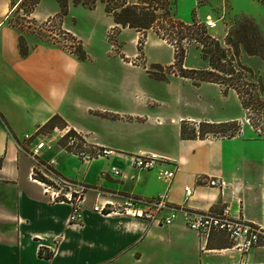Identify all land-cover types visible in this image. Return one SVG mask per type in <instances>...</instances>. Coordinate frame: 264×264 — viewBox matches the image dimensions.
<instances>
[{"label":"crops","instance_id":"1","mask_svg":"<svg viewBox=\"0 0 264 264\" xmlns=\"http://www.w3.org/2000/svg\"><path fill=\"white\" fill-rule=\"evenodd\" d=\"M225 3L230 4L232 12L251 17L260 9L256 0H205L204 5ZM246 5H254V10ZM10 7L11 0H0V114L4 119L0 118V264H264V259L253 260L257 250L264 253V249L239 252L222 232L214 231L201 238L184 225L179 215L167 226L130 216L101 215L92 210L97 197L90 189L83 194L81 223L69 221V204L52 201L46 186L33 175L35 169L46 170L42 162L57 173L50 172V178L63 177L108 193L149 199L164 190L165 183L155 170L131 167L128 155L154 151L176 166L167 196L170 204L213 213L228 205L232 215L264 225V168L247 163L250 158L264 155L259 150L247 151L252 143H264V139L241 135L183 139L181 118L173 120L160 113L116 112L97 104V88L76 85L82 79L79 69L84 62L74 53L38 38L61 51L60 60L52 66L50 53L41 50L45 46L37 45V37L29 34H23L26 52L20 53L18 38L22 33L7 19ZM207 16L210 14L205 13L203 19ZM107 22L109 28L112 18ZM68 57H72L70 72ZM106 94L108 98L112 96L111 92ZM141 95L134 96L144 107ZM69 109L90 119H101L98 116L105 113L109 119L152 124L163 134L168 132L155 143V139L151 143H125L106 135L104 128L98 133L93 124L73 120L67 113ZM54 114L64 119L65 130L73 129L87 141L112 148L115 153L85 163L54 141L42 153L41 163L35 162L20 149L19 140L25 143L22 136L27 132L44 139L49 132H42L40 126ZM107 118L104 120L108 122ZM232 118L212 116L202 121L225 122ZM25 144L32 145L30 141ZM50 159L53 161L48 164ZM111 166L120 173L113 174ZM205 175L222 178L226 183L223 192L197 181ZM185 186L192 189L191 195L185 196ZM87 196L91 203L86 202ZM40 247L43 254L51 251V257L39 256Z\"/></svg>","mask_w":264,"mask_h":264},{"label":"rangeland","instance_id":"2","mask_svg":"<svg viewBox=\"0 0 264 264\" xmlns=\"http://www.w3.org/2000/svg\"><path fill=\"white\" fill-rule=\"evenodd\" d=\"M33 1L12 0L8 21L18 27L22 36L29 34L31 37H37L36 44L45 46L41 49L42 52L50 53L52 66L61 58V51L53 44L76 56L79 52L86 55V59H80L84 62L79 69L82 79L77 81L76 85L83 88H97L96 90L100 91L97 104L116 109V112L125 110L145 112L147 115L160 113L173 120L185 119L186 128L194 127L196 133H198V123L205 117H234L231 120H235V126L225 132H221V128H214L215 131L204 133L203 138H221L225 137L223 135L235 134L264 139V61L258 55L245 53L240 45L238 53L233 55L232 52L235 50L225 43L229 31L231 38L235 40L231 30L243 18L251 20L258 27L264 40V0H256L260 9L255 17L232 12L228 3L205 6V0H156L161 8L162 6L165 9L169 8L176 18L184 22L191 21L192 18L202 20L205 13L210 14L215 20V26L206 27V31L226 50V60L234 59L231 67L234 71L231 74L209 67L207 61L202 58L201 44L185 36L180 39L175 32L172 33V42H170L156 36L152 29L138 31L114 23L107 28V20L111 18L104 12L100 0H96L91 9L86 5L67 0L65 15L59 13L56 0H38L34 5ZM247 7L254 10V5ZM45 16L47 17L43 19ZM180 30L186 32L184 28ZM38 38L49 40L53 44ZM181 48L183 68L198 72L213 71L222 83L212 84L202 81L195 85L191 79L179 76L178 65L169 67V64L173 63L175 51L180 53ZM117 57L132 68L120 63ZM152 64H159L162 68L154 69L151 67ZM71 70L72 57H68V72ZM150 71L162 72L164 78L156 79ZM187 72L197 74L193 71ZM232 85L238 86L241 90L240 95L250 102L247 108L241 106ZM107 91L112 93L110 98L107 97ZM135 93H142V100L146 106L143 107L138 99H135ZM85 94L91 93L84 92ZM67 113L77 122L93 124L98 133L103 132L104 128L106 135L125 143H151L154 139L155 143L168 132L163 134L152 124L109 119L105 113L98 116L101 119H90L88 115L82 112L76 113L72 109ZM106 118L108 122L104 120ZM53 134L57 136L56 132ZM24 141L29 143L28 140ZM25 143L19 140L18 145L27 154L28 147ZM257 150L264 153V143H252L247 148L251 153ZM247 163L249 166L258 165L264 168V155L259 159L250 158ZM37 166L40 167L39 164ZM42 170L43 172L35 169L36 173L33 171V175L43 176L45 181L42 183L45 186L54 185V181H58L56 176L50 178L52 172L50 169V171L43 168ZM91 201L90 196H87L86 202L91 203ZM226 243L231 246L228 240ZM261 259H264V253L257 250L253 260Z\"/></svg>","mask_w":264,"mask_h":264},{"label":"built area","instance_id":"3","mask_svg":"<svg viewBox=\"0 0 264 264\" xmlns=\"http://www.w3.org/2000/svg\"><path fill=\"white\" fill-rule=\"evenodd\" d=\"M205 27L215 26V20L207 16L205 19L197 20ZM54 132L57 136H53ZM35 134V133H34ZM24 133L23 139L31 142L27 155L37 163H41L43 149H49L51 142H58L65 137V143L59 144L60 148L71 153L82 162L88 163L94 158L107 157L115 153L109 147L99 146L87 141L79 132L71 135L64 127H54L44 139L36 138L37 134ZM80 137L82 142L78 145ZM129 165L142 170H155L156 175L165 183V188L156 196L149 199H142L132 195L108 193L94 186L88 187L82 183L67 178L57 177L54 185L46 186L49 197L52 201L66 202L70 206L68 219L72 223L80 224L83 218L82 202L84 191L90 189L96 193V201L92 210L101 215H122L133 218H141L150 223L158 225H170L179 215L184 225L194 231L199 237L206 238L211 232H222L231 242L232 247L239 252H247L249 249L260 247L264 249V225L244 220L242 217L232 215L229 206H224L220 212L191 210L184 205H172L168 202L167 196L172 181L175 177L176 166L170 165L168 159L154 151L136 152L128 155ZM53 160L50 159V164ZM46 171H50L46 163H41ZM113 174H119V169L110 167ZM52 173V172H51ZM57 180V179H56ZM197 181L210 187H216L220 193L223 192L225 181L217 176H200ZM185 196L192 193L189 186L184 187Z\"/></svg>","mask_w":264,"mask_h":264},{"label":"trees","instance_id":"4","mask_svg":"<svg viewBox=\"0 0 264 264\" xmlns=\"http://www.w3.org/2000/svg\"><path fill=\"white\" fill-rule=\"evenodd\" d=\"M59 7V13L61 15H65L67 11V0H56ZM75 4L86 5L87 8H93L96 0H72ZM103 4L104 12L112 18V21L115 25H120L123 27H130L136 30H145L152 29L154 34L161 39H165L167 41L172 42V33H176L179 35V38L182 39L184 36L190 40H194L201 44V52L202 58H204L209 67L214 70H219L225 73H233L232 62L233 58H229L226 60V50L220 45V43L212 38L210 34L207 33L206 27L198 23L196 19L192 18L191 21L184 22L174 16V14L169 10V8L165 9V7L161 6L156 2V0H133L132 2L128 0H100ZM38 3V0L33 1V5ZM12 4V0H11ZM160 11V12H159ZM185 29L186 32H182L180 29ZM176 29V30H175ZM233 31L234 38L233 40L230 35V31L228 32L225 43H227L233 51V55L238 53V46L240 45L245 53L249 55H258L264 61V40L259 32L258 27L249 19L243 18L236 25L233 26L231 32ZM141 43V42H139ZM19 50L21 54H25L26 52V44L25 39L22 35L18 38ZM80 51V48H78ZM182 53L183 49L181 48V52L175 51L173 54V63L169 64V67L178 65V75L184 78H189L193 81V84L198 85L200 82H212L220 84V78L217 74L213 73V71L207 70H193L186 69L182 67ZM86 55L83 53H77L78 59H84ZM223 61V62H222ZM226 62V64H224ZM236 65L239 66L238 63ZM151 67L162 68L159 64H152ZM243 68L242 66H240ZM187 71H193L194 74H188ZM197 71V72H196ZM156 79H163V73H159L156 71H150ZM237 96L240 99L241 106L243 108H247L248 103L245 98L240 95L241 90L238 89V86H231ZM0 118H2L0 114ZM4 120V119H3ZM186 120H183L180 124V136L183 139L189 138H203L204 133L215 131L214 128H221V132H225L235 126L234 121H225V122H207L201 121L198 123V133H196V129L191 127L190 129L185 126ZM66 122L64 119L58 114L52 115L46 122H44L40 126V130L42 132H51L54 127H65ZM68 134L74 135L76 131L73 129L68 130ZM235 134L223 135L225 137H232ZM79 141L78 145L81 144L82 139L78 137ZM65 143V137L58 141V144ZM49 169L57 175L54 169L49 167ZM34 173L35 170H34ZM40 181H45L43 176L35 177ZM208 245V244H207ZM38 255L45 257L46 259L50 258L52 252L42 253V248L38 249Z\"/></svg>","mask_w":264,"mask_h":264}]
</instances>
